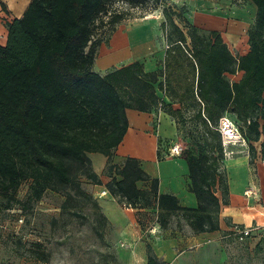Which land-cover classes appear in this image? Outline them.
<instances>
[{
	"label": "trees",
	"instance_id": "1",
	"mask_svg": "<svg viewBox=\"0 0 264 264\" xmlns=\"http://www.w3.org/2000/svg\"><path fill=\"white\" fill-rule=\"evenodd\" d=\"M114 1L29 0L22 14L6 23V41L0 44L3 206L11 207L17 188L29 180V199H40L48 189L70 187L105 219L95 198L77 180L78 174H84L102 183L88 157V152H99L107 157L111 176L104 186L119 202L155 207L161 227L179 215L196 232L217 230L221 205L228 203L217 129L224 113L240 122L248 162L264 160V0H250L254 16L246 30L248 49L242 54H234L217 29L201 31L180 10L164 5L162 65L145 71L135 60L102 74L93 69L103 40L94 36V29L97 22L114 31L125 18L122 8L110 10L108 4ZM122 1L137 6L149 0ZM238 73L236 79L228 77ZM126 108L144 112L160 108L176 124L185 109H194L196 133L190 132V146L181 157L196 206L182 205L176 195L158 192V179L143 169L138 158L126 156L120 166L111 162L128 127ZM156 157L160 159L158 147ZM113 168L117 176L112 175ZM138 181L147 186L139 187ZM218 188L222 197L215 192ZM69 199L72 194L66 192L64 202ZM146 264H164L149 245Z\"/></svg>",
	"mask_w": 264,
	"mask_h": 264
},
{
	"label": "rangeland",
	"instance_id": "2",
	"mask_svg": "<svg viewBox=\"0 0 264 264\" xmlns=\"http://www.w3.org/2000/svg\"><path fill=\"white\" fill-rule=\"evenodd\" d=\"M0 4L5 8L3 1L0 0ZM164 5L180 10L186 20L192 21L201 31L217 29L234 54H239L246 49V30L254 16V4L250 0H161V2L149 0L137 6H129L122 0L110 2L108 4L110 10L122 8L126 12L125 18L115 27L117 30L112 37V44L119 46L125 39L129 45L137 43L142 53L149 51L146 48L156 49L159 41L158 34H161L160 37L163 40L158 21L163 19L161 8ZM205 13L219 16L223 22L206 24L202 20ZM103 20L107 21L105 15ZM138 20L143 21L134 22ZM237 21L241 22V28L238 30L234 26ZM96 24L94 36H100L103 40H108L115 31H111L107 24L99 25L97 22ZM228 77L236 79L238 74L228 75ZM162 93L158 90L160 96H163ZM183 112L185 121L180 117L178 123H175V134L172 137H158L157 147L160 159L170 155V148L175 144L180 148V156L183 155V149L190 146V132L196 133L192 120L194 109L187 108ZM223 115L230 118L239 131L240 122L235 116L227 112ZM152 124L154 128L157 127L156 117L152 120ZM221 143L224 153V176L228 184V203L221 205L219 213L223 241L231 246L241 243L245 238L237 239L234 230L240 227H251L252 236L250 233L251 238L244 241L260 244L254 264H262L264 263V247H262L264 246V225H261L259 221L264 218V160L256 158L254 163L248 162L247 143L241 135L224 142L221 137ZM255 146L259 148V142H255ZM91 155L103 157L101 153H91ZM104 166L100 175L109 177L107 161ZM77 180L87 193L93 196V192L97 190L96 196H103L100 195V190L104 187L100 189L98 186L101 183L92 182L84 174H78ZM29 184V180L21 182L15 192L16 201H12V206L9 208L3 206L5 198L0 197L2 201H0V262L7 264H122L118 260L117 250L112 240L111 225L106 218L103 220L99 218L91 201L75 195L70 187L65 191L48 189L40 199L31 200L28 195ZM66 192L72 194V199L64 202ZM215 192L222 197L221 188L216 189ZM236 194L240 196L237 197V201H234ZM116 200L118 201L117 198ZM228 210L233 214H230ZM146 214L145 212L140 215L141 223L139 224L142 227L148 225L152 219L151 215ZM169 224L179 227L184 225L185 221L179 215H174L170 218Z\"/></svg>",
	"mask_w": 264,
	"mask_h": 264
},
{
	"label": "crops",
	"instance_id": "3",
	"mask_svg": "<svg viewBox=\"0 0 264 264\" xmlns=\"http://www.w3.org/2000/svg\"><path fill=\"white\" fill-rule=\"evenodd\" d=\"M1 1L4 2L5 8L0 4V44H4L7 36L6 23L19 17L29 0ZM240 23L239 21L235 23L236 30L241 28ZM158 24L160 25L159 21ZM116 30L108 40H102L99 43L93 63L94 70L103 74L113 67H119L135 60L142 63L145 71H154L161 66L166 46L160 37L161 34H158V47L154 50L146 48L149 51L142 53L143 51L137 43L129 45L125 39L121 45H113L112 37ZM247 49L246 40V49L239 54L244 53ZM125 113L128 127L122 141L114 150L111 162L120 166L126 156L138 158L143 169L158 179V192L172 193L177 196L182 205L196 206V198L188 188L187 164L180 153L171 152L163 159L156 157L158 137H172L176 132L174 120L160 108L149 112L126 108ZM155 117L158 120L156 128L152 124ZM91 153L99 152H88V157L91 160L92 169L102 180L98 186L100 189L105 188L104 183L111 176H101L100 171L105 167L107 157L102 153L103 157H95ZM114 169L112 175H116ZM94 185L97 186V184ZM137 185L143 188L147 186L142 181H138ZM97 192L95 190L93 196L106 221L111 225L112 240L117 250L118 260L122 264H146L148 245L153 253L164 261V264H254L260 244L244 241L251 238L252 232L251 236L242 240L243 242L231 246L223 241L221 221H219V228L213 231L196 232L185 219V224L182 226L175 227L168 223L167 226L161 227L156 221L157 209L155 207H125L109 192L101 197L96 196ZM238 196L240 195L234 196V201H237ZM138 212H140L139 215L145 214V212L146 215H151L152 219L148 225L142 227L139 224ZM228 212L233 214L229 210ZM259 223L264 225V218Z\"/></svg>",
	"mask_w": 264,
	"mask_h": 264
},
{
	"label": "built area",
	"instance_id": "4",
	"mask_svg": "<svg viewBox=\"0 0 264 264\" xmlns=\"http://www.w3.org/2000/svg\"><path fill=\"white\" fill-rule=\"evenodd\" d=\"M217 129L219 130V132L221 134L223 142L225 140H228V139L233 138V137L238 138L240 135V132L237 130L236 125L232 122V120L230 118H228L225 115H222L219 118ZM170 151L172 153H180V148L178 145L175 144L170 148ZM107 194H108V190L106 188H102L100 190V195L104 196ZM123 205H125V204L123 203ZM251 230H252L251 227H243V228L240 227V228H236L234 230V234L237 237V239L242 240V239L246 238V236L251 233ZM0 264H7V263L6 262H0Z\"/></svg>",
	"mask_w": 264,
	"mask_h": 264
},
{
	"label": "bare ground",
	"instance_id": "5",
	"mask_svg": "<svg viewBox=\"0 0 264 264\" xmlns=\"http://www.w3.org/2000/svg\"><path fill=\"white\" fill-rule=\"evenodd\" d=\"M202 20L203 22L206 24H216V23H222L223 19H221L219 16H215L213 14H207L205 13V15L202 16Z\"/></svg>",
	"mask_w": 264,
	"mask_h": 264
}]
</instances>
